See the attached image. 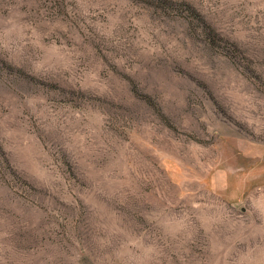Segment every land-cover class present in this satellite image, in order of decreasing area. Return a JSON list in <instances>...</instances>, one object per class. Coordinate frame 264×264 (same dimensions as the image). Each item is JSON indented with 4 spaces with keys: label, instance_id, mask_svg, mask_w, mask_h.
Here are the masks:
<instances>
[{
    "label": "rangeland",
    "instance_id": "374dc122",
    "mask_svg": "<svg viewBox=\"0 0 264 264\" xmlns=\"http://www.w3.org/2000/svg\"><path fill=\"white\" fill-rule=\"evenodd\" d=\"M0 264H264V0H0Z\"/></svg>",
    "mask_w": 264,
    "mask_h": 264
}]
</instances>
